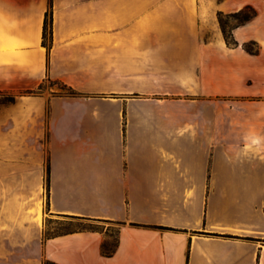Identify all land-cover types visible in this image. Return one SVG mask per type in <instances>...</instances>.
Returning a JSON list of instances; mask_svg holds the SVG:
<instances>
[{
    "label": "crops",
    "instance_id": "obj_1",
    "mask_svg": "<svg viewBox=\"0 0 264 264\" xmlns=\"http://www.w3.org/2000/svg\"><path fill=\"white\" fill-rule=\"evenodd\" d=\"M49 2L0 0V258L264 264V0H52L48 50ZM249 6L229 46L218 15ZM47 212L117 251L43 240Z\"/></svg>",
    "mask_w": 264,
    "mask_h": 264
},
{
    "label": "trees",
    "instance_id": "obj_2",
    "mask_svg": "<svg viewBox=\"0 0 264 264\" xmlns=\"http://www.w3.org/2000/svg\"><path fill=\"white\" fill-rule=\"evenodd\" d=\"M255 16H256V11L254 8H252L250 6L246 7L245 9H243L239 12H236V13H231V14H227V15H225L223 13H219L218 20H219L221 29L223 31L226 43L229 46H237L238 45V43L234 39L233 31L235 29L245 25L249 21H251ZM228 19L235 20L236 24L233 25L232 27H229L228 22L226 21ZM52 42H53V4H52V0H50L49 9L46 13L45 21H44L43 45L48 50H50L51 46H52ZM254 46H255L254 43H249V44H246L244 46V49L251 54H255L256 51H254L252 49ZM50 83L53 84L51 81H50ZM58 85H60L63 89H65L66 92L64 94L66 96H77L78 95V93L75 92L73 89L68 88V87L61 85V84H58ZM42 90H43V86L39 87L38 90L29 91V92H27V94H39L42 92ZM14 101H15V97L10 96L7 99H5V101H3V102L12 103ZM49 181H50V167L48 165V168H47V204H46L47 209L49 207V196H50ZM70 218L72 220H69V221H72V222L73 221H79V222H89L91 224L93 223L90 219H85V218H81V217H70ZM78 230L79 231L87 230V231L102 232L98 229H93V228H90V229L78 228V229L71 230V231L66 232V233L56 234L54 236L46 238V240L53 238V237H56V236L69 234L71 232H75ZM106 236H107V238L101 246V252H102L103 256L109 258V257H112L115 254V252L117 251L119 240H118V236H116L115 241L110 242V240H109L110 236H108L107 234H106ZM44 264H56V263L51 262V261H45Z\"/></svg>",
    "mask_w": 264,
    "mask_h": 264
},
{
    "label": "rangeland",
    "instance_id": "obj_3",
    "mask_svg": "<svg viewBox=\"0 0 264 264\" xmlns=\"http://www.w3.org/2000/svg\"><path fill=\"white\" fill-rule=\"evenodd\" d=\"M228 22V26L232 27L236 24V21L233 19L226 20ZM255 50V48H252ZM53 91L57 93H65V89H63L60 85H57L55 83H47L44 86V91ZM7 98L0 99V101H5ZM46 202H47V192H46ZM40 217V218H39ZM40 221L41 215L38 216ZM78 228H84V229H98L100 231L106 232L108 236H110L109 240L110 242H114L117 236L118 226L116 224L111 223H89V222H79V221H69V220H59L53 217H50L49 213H46L45 216V222H44V228H43V240H46V238L54 236L56 234H62L69 232L71 230H75ZM16 258L9 259V258H0V264H9V262L16 261Z\"/></svg>",
    "mask_w": 264,
    "mask_h": 264
},
{
    "label": "bare ground",
    "instance_id": "obj_4",
    "mask_svg": "<svg viewBox=\"0 0 264 264\" xmlns=\"http://www.w3.org/2000/svg\"><path fill=\"white\" fill-rule=\"evenodd\" d=\"M40 218V217H39ZM39 218H38V220H39Z\"/></svg>",
    "mask_w": 264,
    "mask_h": 264
}]
</instances>
